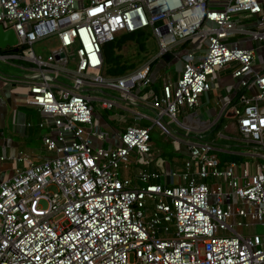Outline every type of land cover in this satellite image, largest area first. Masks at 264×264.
I'll list each match as a JSON object with an SVG mask.
<instances>
[{"label":"built area","instance_id":"1","mask_svg":"<svg viewBox=\"0 0 264 264\" xmlns=\"http://www.w3.org/2000/svg\"><path fill=\"white\" fill-rule=\"evenodd\" d=\"M80 2L0 0V24L18 37V50L0 49V60L17 67L19 60L33 63L28 69L34 74L17 81L29 86L27 105L52 118L42 126L58 131L57 139L44 137L50 159L0 184V264H264V233L244 235L229 222L237 215L238 226L246 225L245 218L264 225V71L253 68L255 49L227 40L239 16L247 14L257 17L253 40L264 42V0ZM148 28L159 42L158 56L175 43L202 37L208 49L199 61L184 50L175 87L165 82L160 93L136 95L134 89L152 83L151 61L109 77L103 74V45ZM53 40L57 45L47 55L36 51L38 43ZM226 70L241 80L244 92L238 103L226 100L222 111L233 112L243 139L254 145L249 156L263 159L255 172L244 170L242 176L237 162L221 165L213 143L183 140L165 121L180 124L182 111L195 109L212 90L211 77ZM59 77L71 83L62 84ZM92 90H113L120 99H140L157 111L153 125L173 137L177 151L185 145L189 153L180 183H174L172 171L165 175L167 183L155 182L163 173L147 168L137 175L141 186L120 176L122 167L138 160L143 167L152 165V127L129 125L118 134L120 145L94 146L93 137H105L94 123L95 102L107 110L119 102L93 97ZM193 167L200 178H226L230 191L199 182ZM229 193L246 207L225 206Z\"/></svg>","mask_w":264,"mask_h":264},{"label":"crops","instance_id":"2","mask_svg":"<svg viewBox=\"0 0 264 264\" xmlns=\"http://www.w3.org/2000/svg\"><path fill=\"white\" fill-rule=\"evenodd\" d=\"M22 1L24 3H29L32 0ZM88 1L89 0H81L80 3L81 5H84L88 3ZM218 3L220 2L214 1V7L221 6ZM239 18L240 23L237 25L235 31L228 36L227 40L231 44H237L241 48L255 49L257 56L253 68L257 72L264 71V42L259 43L258 41L253 40L250 33L257 29V17L242 14ZM208 26L211 27L213 24L208 23ZM205 42L208 44L207 39L202 37L195 41L189 40L181 42L180 44L175 43L172 46L173 48L167 52L168 54L165 53L167 54L166 58L157 59L156 61L155 59L158 57L157 56L151 61L149 71L152 83L144 89H138L137 87L134 89L135 94L139 95L149 92L160 93L165 82H171L175 87L177 80L181 77L184 69V60L181 57L184 50L189 49L193 51L196 61L202 60L208 49V47L206 49L202 47ZM155 61V65L152 66ZM18 64L20 66H16L17 70L14 72L9 74L0 72V184L12 179L18 170L26 169L31 164H40L50 159L52 155L44 144V137L46 135H51L54 139H57L58 137V131L55 128L51 129L48 125L42 126V123H51L52 118L43 114L39 108L29 106L25 102V97L29 93L28 84L17 81L19 78H26L34 74L31 69H28V67L33 66V63L26 60H19ZM23 67H26L27 69ZM133 71L135 70L128 71L124 75ZM210 80L212 90L201 96L200 103L195 109H184L179 116L180 124H177V126L186 130V134L182 135L176 131V129V132L174 133L183 140L198 141L199 139L197 137L201 136L202 138H205L203 139L204 141L211 143L217 141L219 143L214 145L219 148V151H217L216 154L220 159L222 166L226 167L230 161H235L238 163L237 172L239 176L243 175L244 170L255 172L257 170L256 166L263 161L262 157L253 158L251 161L249 160L248 157H251L249 154L255 148L254 145L243 139L242 134L239 131L238 123L233 117V112L225 113L222 111L223 103L226 100H231L233 103L239 102V96L244 92L241 80L234 77L231 70L215 73ZM58 81L62 84L64 82L67 84L71 83L70 80L63 77H59ZM106 92L113 94L115 98H117L119 94L113 90ZM251 92L254 93L255 90H252ZM117 101L119 102L118 107L109 110L105 109L111 112L108 116H104L102 112L95 113V126L104 133L105 137L102 140L93 137L94 146H118L121 144L118 134L124 131L127 126L138 124L140 126L148 127L150 125H147V122L151 121L150 118H155L157 116V111L146 101L136 99V102H131L120 99L119 97L117 98ZM263 105L261 106L264 109ZM114 109L117 111L112 114ZM111 121L117 122L118 125H122V128L111 125ZM220 123L221 126L217 128L216 133L211 134L216 125ZM234 133H239L240 141ZM208 137H212V141H210ZM180 151L189 156L185 145L182 146ZM161 153L154 152L152 156L153 159H161ZM185 161H181L180 163L176 162L178 163V165L175 166L176 170H173L174 167L170 162H165L163 160L158 162V164L153 162L154 164L152 163L149 168L142 167V169L147 168L149 171L163 172L165 175L170 174L171 171L175 172L176 176L174 177V183H180V174L184 170ZM162 163H164V167L161 172L159 168ZM153 165H156L157 167L154 168ZM193 172L199 182L210 180L211 183L209 185L212 188H216V185L220 184L225 193L230 191L227 186L226 178H200L197 176L196 167H193ZM160 181V183H167L166 177L164 182L162 178ZM223 202L225 206H231L233 211H235L237 207H246L243 201L233 193H229V195L226 194ZM237 220H241V218L240 216L235 215L229 220V222L234 225V229L238 233L244 235L259 233L256 231L257 225H262L264 228V225L261 222L253 221L249 218L244 219L246 225L238 226L235 224V221ZM245 228H251L254 232L245 234L243 232ZM263 233L264 230L259 234Z\"/></svg>","mask_w":264,"mask_h":264},{"label":"rangeland","instance_id":"3","mask_svg":"<svg viewBox=\"0 0 264 264\" xmlns=\"http://www.w3.org/2000/svg\"><path fill=\"white\" fill-rule=\"evenodd\" d=\"M138 33H143L142 37H143L144 47H142V44H140L136 40L132 39V40L127 41L125 43V45L123 46V48L120 50V54L124 58V60L127 64L133 63L136 65V68L134 70L141 69L148 62L154 60L160 53L159 42L157 40V37L154 35L153 31L150 28H148L146 30H142ZM51 45L52 46L57 45V41L53 40V41L40 42L37 45H35V48H36L37 52H39L43 55H47L50 52ZM202 47L206 49L208 47L207 42H205V44H203ZM167 54H164V56H158L155 60L157 61V59L166 58ZM70 67L74 68L75 64L71 63ZM15 70H17L16 66L10 65L9 63H5L4 61L0 60V72L1 73L9 74L11 72H14ZM103 74H104V72H103ZM90 93L92 94L93 97H96V98L105 96L99 90H92V91H90ZM95 106H96V114L99 112H102V114H104V116H108V114L111 113L110 111L102 109L98 102H95ZM116 111L117 110L114 109V111H112V114H114ZM165 121H166V123L169 124V127L172 131H174V132L178 131L182 135L186 134V130L178 127L177 124L175 122L171 121L169 118L165 117ZM110 124L113 126H118L119 128H122L121 127L122 125H118L117 122L111 121ZM147 125H150L152 127V129H151V141H150L151 146H152V152L153 153L154 152H160V153L162 152L161 157H160L161 159H157V160L153 159L154 160L153 162L155 164H158V162H161V160H163L165 162H170L172 164V166L174 167L173 170H176L175 166L178 165V163H180L181 161H185L186 159L190 158L189 156H187V154L181 153V151H177L175 149V146L173 143V137L170 136L169 134H165L159 126L153 125L152 121H148ZM175 129H176V131H175ZM234 134H236L237 138L240 141L239 133L238 134L234 133ZM133 158L135 159L136 155H133ZM248 158L250 161L253 159L252 157H248ZM176 162H178V163H176ZM142 167H143V164H141L140 161L138 160L133 165H130V167H128V168L122 167L120 170V176L122 178H129V179L133 180L134 184L137 183L138 185L141 186L144 183L139 181L137 175H138L139 171L142 169ZM153 167L156 168L157 166L153 165ZM163 167H164V163H162L161 167L159 168L161 170V172L163 170ZM162 179L164 182L165 173H163ZM155 182H161V181L156 180ZM206 182L209 184L211 183L210 180H206ZM210 201H211V203H215L214 197H211ZM263 230H264V228L262 227V225H257V227H256L257 232L262 233ZM243 232L245 234H250L254 231H252L251 228H245L243 230Z\"/></svg>","mask_w":264,"mask_h":264},{"label":"trees","instance_id":"4","mask_svg":"<svg viewBox=\"0 0 264 264\" xmlns=\"http://www.w3.org/2000/svg\"><path fill=\"white\" fill-rule=\"evenodd\" d=\"M143 33H124L121 36H119L115 41L108 42L103 45V59H104V65H103V72L105 75L109 77H119L127 73L128 71H132L136 68L135 64H127L124 60V58L120 54V50L123 48L125 43L129 40H136L140 44L143 45ZM156 61L152 64L154 66ZM221 126V123L216 125V127L212 130L211 134H215L217 131V128ZM214 136V135H211ZM198 139H201L202 137L198 136ZM205 139V138H202ZM210 141H212V137H208ZM213 144H218L219 142L213 141Z\"/></svg>","mask_w":264,"mask_h":264},{"label":"water","instance_id":"5","mask_svg":"<svg viewBox=\"0 0 264 264\" xmlns=\"http://www.w3.org/2000/svg\"><path fill=\"white\" fill-rule=\"evenodd\" d=\"M18 44V37L13 29H5L4 25L0 24V49H7L8 47H15L14 50H18L16 47ZM105 95L114 97L113 94L102 90ZM115 98V97H114Z\"/></svg>","mask_w":264,"mask_h":264}]
</instances>
